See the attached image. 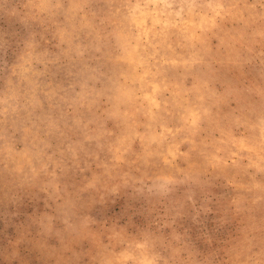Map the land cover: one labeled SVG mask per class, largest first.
Wrapping results in <instances>:
<instances>
[{"label":"clouds","instance_id":"9594fccd","mask_svg":"<svg viewBox=\"0 0 264 264\" xmlns=\"http://www.w3.org/2000/svg\"><path fill=\"white\" fill-rule=\"evenodd\" d=\"M0 264H264V0H0Z\"/></svg>","mask_w":264,"mask_h":264}]
</instances>
